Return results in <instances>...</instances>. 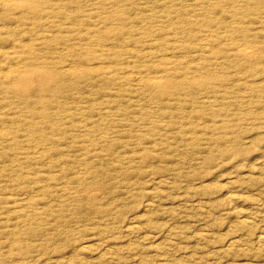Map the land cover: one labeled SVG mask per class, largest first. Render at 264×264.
<instances>
[{"label":"rangeland","instance_id":"rangeland-1","mask_svg":"<svg viewBox=\"0 0 264 264\" xmlns=\"http://www.w3.org/2000/svg\"><path fill=\"white\" fill-rule=\"evenodd\" d=\"M0 264H264V0H0Z\"/></svg>","mask_w":264,"mask_h":264}]
</instances>
